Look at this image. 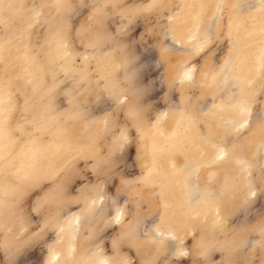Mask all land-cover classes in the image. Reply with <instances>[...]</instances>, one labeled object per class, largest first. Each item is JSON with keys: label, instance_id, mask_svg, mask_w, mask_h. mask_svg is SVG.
<instances>
[{"label": "clouds", "instance_id": "clouds-1", "mask_svg": "<svg viewBox=\"0 0 264 264\" xmlns=\"http://www.w3.org/2000/svg\"><path fill=\"white\" fill-rule=\"evenodd\" d=\"M0 264H264V0H0Z\"/></svg>", "mask_w": 264, "mask_h": 264}, {"label": "bare ground", "instance_id": "bare-ground-1", "mask_svg": "<svg viewBox=\"0 0 264 264\" xmlns=\"http://www.w3.org/2000/svg\"><path fill=\"white\" fill-rule=\"evenodd\" d=\"M53 258H55V257H53Z\"/></svg>", "mask_w": 264, "mask_h": 264}, {"label": "rangeland", "instance_id": "rangeland-1", "mask_svg": "<svg viewBox=\"0 0 264 264\" xmlns=\"http://www.w3.org/2000/svg\"><path fill=\"white\" fill-rule=\"evenodd\" d=\"M53 259H55V258H53Z\"/></svg>", "mask_w": 264, "mask_h": 264}]
</instances>
